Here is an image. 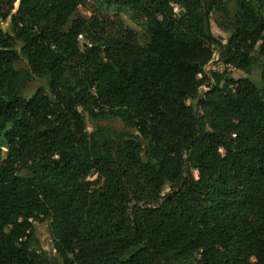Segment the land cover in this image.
<instances>
[{
	"label": "trees",
	"instance_id": "trees-1",
	"mask_svg": "<svg viewBox=\"0 0 264 264\" xmlns=\"http://www.w3.org/2000/svg\"><path fill=\"white\" fill-rule=\"evenodd\" d=\"M100 2L148 39L80 0H0V264H50L35 222L61 264H264V0ZM215 48L259 83L205 75Z\"/></svg>",
	"mask_w": 264,
	"mask_h": 264
},
{
	"label": "rangeland",
	"instance_id": "rangeland-1",
	"mask_svg": "<svg viewBox=\"0 0 264 264\" xmlns=\"http://www.w3.org/2000/svg\"><path fill=\"white\" fill-rule=\"evenodd\" d=\"M228 2V10L229 15L232 16L235 12L236 6L235 1L236 0H226ZM14 7H17V3L14 4ZM78 15L89 19L91 16H97L99 18L110 20V21H117L120 20L124 26L135 33V35L138 36L141 41H146L148 39L147 32L145 30V26L142 23V20L136 16L135 14H132L130 11H124V12H116L112 9H107L100 0H80V6L78 10ZM222 19V14L218 11H212L210 15H208V21L211 33L215 37H217L222 44L226 42L227 33L223 30H221L217 26L218 20ZM2 28L4 31L10 33V28L8 26V23H2ZM215 54L218 55V49H214ZM258 53L256 52L255 55ZM17 68L25 70L26 63L24 60H20L17 63ZM229 75L232 78H242V77H248L251 80H253L256 83H259V70L254 69L250 74L244 73L243 71L234 69L232 72L229 73ZM44 83L41 80H35L34 82H30L27 85V89L24 91L25 95H30L32 92H34L38 87L42 86ZM85 117V124L88 133H91L96 126L97 127H105L108 126L111 130L114 131H129L124 128L123 124L118 120H104L97 124H95L92 119L89 117L88 114L84 113ZM173 189L170 186H166L163 193H172ZM48 222H42L34 223L36 237L39 241L41 249L44 251L46 258L50 264H61L57 256L55 254V251L53 249V242L52 237L49 231Z\"/></svg>",
	"mask_w": 264,
	"mask_h": 264
},
{
	"label": "built area",
	"instance_id": "built-area-1",
	"mask_svg": "<svg viewBox=\"0 0 264 264\" xmlns=\"http://www.w3.org/2000/svg\"><path fill=\"white\" fill-rule=\"evenodd\" d=\"M80 6V5H79ZM174 12H177L178 7L176 5L173 6ZM79 41H82V36H79ZM234 70V67L230 63L223 62L220 58L219 55L213 54L212 60L206 64L203 68V73L205 75L210 76L213 73H223V72H232ZM199 78H202V74H198ZM208 90V87L202 86L199 89V97H202L205 92Z\"/></svg>",
	"mask_w": 264,
	"mask_h": 264
},
{
	"label": "water",
	"instance_id": "water-1",
	"mask_svg": "<svg viewBox=\"0 0 264 264\" xmlns=\"http://www.w3.org/2000/svg\"><path fill=\"white\" fill-rule=\"evenodd\" d=\"M182 11H180V13H181ZM191 146V143L186 147V149H185V151H188V149H189V147ZM173 195V192L172 193H170L169 195H168V197L169 196H172Z\"/></svg>",
	"mask_w": 264,
	"mask_h": 264
}]
</instances>
